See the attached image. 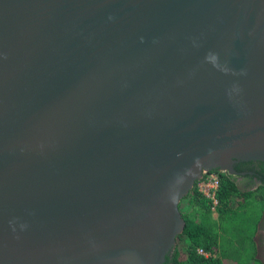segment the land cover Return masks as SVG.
I'll return each instance as SVG.
<instances>
[{
	"label": "water",
	"instance_id": "water-1",
	"mask_svg": "<svg viewBox=\"0 0 264 264\" xmlns=\"http://www.w3.org/2000/svg\"><path fill=\"white\" fill-rule=\"evenodd\" d=\"M235 161L264 162V0H0V264H164Z\"/></svg>",
	"mask_w": 264,
	"mask_h": 264
},
{
	"label": "trees",
	"instance_id": "trees-1",
	"mask_svg": "<svg viewBox=\"0 0 264 264\" xmlns=\"http://www.w3.org/2000/svg\"><path fill=\"white\" fill-rule=\"evenodd\" d=\"M240 166H247L261 185L246 192L233 175L213 171L219 178L214 216L211 201L197 187L204 175L179 203L185 228L164 264H264L255 241L264 211V162H241L237 173Z\"/></svg>",
	"mask_w": 264,
	"mask_h": 264
},
{
	"label": "flooded vegetation",
	"instance_id": "flooded-vegetation-1",
	"mask_svg": "<svg viewBox=\"0 0 264 264\" xmlns=\"http://www.w3.org/2000/svg\"><path fill=\"white\" fill-rule=\"evenodd\" d=\"M257 162V161H254ZM241 163V161H235L233 164V171L231 175H233L236 178V183L238 188H240L243 191H252L258 188L261 183L257 179V177L253 176V172H251L247 166H243L242 171L240 173H237L235 171V168ZM240 168V169H241ZM218 171V170H217ZM256 244H257V250L258 253L262 252L264 254V211L263 216L258 224V229L255 236Z\"/></svg>",
	"mask_w": 264,
	"mask_h": 264
},
{
	"label": "built area",
	"instance_id": "built-area-1",
	"mask_svg": "<svg viewBox=\"0 0 264 264\" xmlns=\"http://www.w3.org/2000/svg\"><path fill=\"white\" fill-rule=\"evenodd\" d=\"M205 178L200 181L197 185L198 191L205 196L207 199L211 201L212 204V212L214 216L216 215L215 209L217 206V200H216V191L218 188V182L219 178L216 173L210 172L205 174Z\"/></svg>",
	"mask_w": 264,
	"mask_h": 264
},
{
	"label": "rangeland",
	"instance_id": "rangeland-1",
	"mask_svg": "<svg viewBox=\"0 0 264 264\" xmlns=\"http://www.w3.org/2000/svg\"><path fill=\"white\" fill-rule=\"evenodd\" d=\"M258 257L264 262V254L262 252L258 254Z\"/></svg>",
	"mask_w": 264,
	"mask_h": 264
},
{
	"label": "crops",
	"instance_id": "crops-1",
	"mask_svg": "<svg viewBox=\"0 0 264 264\" xmlns=\"http://www.w3.org/2000/svg\"><path fill=\"white\" fill-rule=\"evenodd\" d=\"M256 241V240H255ZM258 251V250H257ZM259 254V253H258Z\"/></svg>",
	"mask_w": 264,
	"mask_h": 264
}]
</instances>
